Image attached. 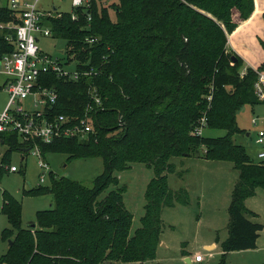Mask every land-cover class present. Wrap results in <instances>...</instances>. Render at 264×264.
<instances>
[{"label": "trees", "instance_id": "obj_1", "mask_svg": "<svg viewBox=\"0 0 264 264\" xmlns=\"http://www.w3.org/2000/svg\"><path fill=\"white\" fill-rule=\"evenodd\" d=\"M109 5L115 20L107 5L94 2L90 23L82 11L77 22L70 13L46 21L54 37L69 42V55L81 61L78 69L92 68L97 73L79 82L44 75L42 83L59 93L52 114L68 116L76 123L91 105L94 133L86 140L61 139L50 144L37 140L30 145L22 143L17 133H0L1 142L11 147L9 153L15 149L27 152L37 145L42 155L62 153L70 160L102 158L104 172L92 188L60 179L50 189L26 192L50 193L54 198L53 207L37 215L35 229L22 228L20 203L7 195L3 210L10 228L3 238L11 246L0 262L154 261L161 245L163 208L189 204L186 191H173L169 186V174L175 171L171 160L181 156L233 162L239 180L232 194L229 238L223 251L256 249L264 225L250 220L255 214L245 202L258 189L264 190V164H255L234 136L243 132L237 122L240 109L261 104L255 85L258 73H264V58L256 57L259 66L254 69L227 50L229 36L254 13L255 0H113ZM3 20H10V13H3ZM91 37L98 42L89 45L86 39ZM260 41L264 49V41ZM11 51L0 36V55ZM92 85L102 107H96L90 97ZM199 119L201 129L225 130L227 134L206 138L198 132L192 136ZM130 163L154 170L145 191L141 227L134 233V216L124 202L126 188L115 176ZM112 186L116 189L100 200Z\"/></svg>", "mask_w": 264, "mask_h": 264}, {"label": "rangeland", "instance_id": "obj_2", "mask_svg": "<svg viewBox=\"0 0 264 264\" xmlns=\"http://www.w3.org/2000/svg\"><path fill=\"white\" fill-rule=\"evenodd\" d=\"M53 3L62 12L70 13V0H42L40 9H52ZM107 8L115 20L114 9L109 4ZM39 46L45 54L61 59L68 73L75 72L81 64L80 60L69 55V42L65 39L41 37ZM5 81L6 77L0 75V116L9 102V94L3 85ZM30 103L31 98L22 102V105L29 109ZM263 116V104L254 107L245 105L237 115L238 127L243 132L235 135L234 141L246 149L247 155L255 164L260 162V147L256 143V136L264 129V123L259 121L254 126L253 121ZM198 121L191 130L192 136L198 132L206 138H220L227 134L225 130L208 129L204 132L200 127L202 120ZM10 150L11 147L3 144L0 139V260L9 249V241L3 238L4 231L10 228L3 210L7 195L20 203L22 228L26 229L36 222L39 213L50 210L54 204L53 195L50 193L31 195L26 192L40 188L50 189L54 180L60 179L77 181L92 188L94 180L103 174L105 167L102 158L70 160L67 154L62 153H49L38 157L34 154V149L28 152L15 149L9 153ZM203 154L204 150H201V155ZM40 161L48 165L49 171L41 168ZM171 163L175 166V171L169 174V186L173 191H186L189 204L163 208L164 227L161 238L166 247L159 246L157 262L146 264H187L185 258L194 259L199 254L205 256L201 264H264V230L256 249L229 253L223 251V243L229 238L232 194L239 180V171L235 169L233 162L212 161L201 156H181L172 158ZM12 167L17 171L12 172ZM127 167V170L117 172L115 176L119 178L120 186L126 188L124 202L134 216V233L141 227L146 204L145 191L154 178V170L140 163H130ZM43 175L45 180L41 182ZM115 189L114 186L110 187L99 199H104ZM245 206L255 214L253 220L264 225V190L258 189L255 196L246 200ZM206 246L215 248L207 250Z\"/></svg>", "mask_w": 264, "mask_h": 264}, {"label": "built area", "instance_id": "obj_3", "mask_svg": "<svg viewBox=\"0 0 264 264\" xmlns=\"http://www.w3.org/2000/svg\"><path fill=\"white\" fill-rule=\"evenodd\" d=\"M64 1V0H57ZM113 0H70L71 17L77 22L80 20L79 11L87 22L92 21L93 3L104 6ZM42 0H0V36L4 42L12 47L11 52L0 55V75L6 77L4 89L9 94L8 105L0 116V133H17L21 142L25 144L40 141L50 144L55 140L79 139L86 140L94 133L89 113L94 109L91 105L86 109L84 117L73 123L72 119L65 115L56 113L59 93L56 89L45 86L42 83L43 76L54 74L57 78L71 82H79L83 77H92L97 73L90 70L81 71L77 69L73 73L65 71L64 63L59 58H53L44 53L39 46L41 37H52L53 32L46 24L50 18H61L64 12L55 8L50 10L41 7ZM3 13H10V20H3ZM89 45L98 42L95 37L87 38ZM64 54V52H63ZM256 94L261 102H264V73H258V81L255 85ZM89 94L96 107H102V100L93 85L89 87ZM31 98L29 109H25L22 102ZM47 113H50L47 117ZM264 123V116L255 118L254 126L258 122ZM206 123V120L203 121ZM256 143L260 147L258 159L264 164V129L256 136ZM41 157L39 146L35 145L31 150ZM43 170L49 171V167L40 161ZM16 172L15 167L11 168ZM45 176L41 177L44 182ZM194 262H204L205 256L199 254L194 257Z\"/></svg>", "mask_w": 264, "mask_h": 264}, {"label": "crops", "instance_id": "obj_4", "mask_svg": "<svg viewBox=\"0 0 264 264\" xmlns=\"http://www.w3.org/2000/svg\"><path fill=\"white\" fill-rule=\"evenodd\" d=\"M258 7H259V9H258ZM55 8H56V5H55ZM58 9H60V8H58ZM47 10H50V9H47ZM60 11H61V9H60ZM256 11H258V12H257L256 17L254 18L253 16L255 15ZM263 15H264V0H259V5L257 3V0H255L254 13L252 14V16L247 21L241 23L239 25V27L237 28V30H235L233 32V34H231L229 36V44L227 46L228 51H233V52L237 53L241 58H243V60L245 61L246 67H251L254 69H257L259 66V64L256 60V57L260 56V57L264 58V49L261 46V41H260V40L264 41ZM3 85H5V83ZM261 104L264 105V102H261ZM206 130H208V129H206ZM204 132H205V130H204ZM144 213H145V211H144ZM254 218H255V216L250 217V220L255 222L253 220ZM256 223H258V222H256ZM259 240H260V238H259ZM161 246L163 248L166 247L162 238H161L160 247ZM211 248H215V246H206L207 250H209ZM188 259H190L191 264L194 262L193 258H189V257L185 258V261H187ZM154 262H157V258L154 261H150L149 263H154ZM201 263H203V262H201Z\"/></svg>", "mask_w": 264, "mask_h": 264}, {"label": "water", "instance_id": "obj_5", "mask_svg": "<svg viewBox=\"0 0 264 264\" xmlns=\"http://www.w3.org/2000/svg\"><path fill=\"white\" fill-rule=\"evenodd\" d=\"M61 53L63 54V52H61ZM28 151H30V149H28L27 152H28ZM36 226H37L36 223L33 222V223H31V224L29 225V228L35 229ZM9 245H11V242L9 243ZM186 262H187V264H191L190 259H188Z\"/></svg>", "mask_w": 264, "mask_h": 264}]
</instances>
